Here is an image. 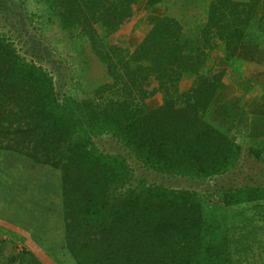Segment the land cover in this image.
Listing matches in <instances>:
<instances>
[{
	"label": "trees",
	"instance_id": "1",
	"mask_svg": "<svg viewBox=\"0 0 264 264\" xmlns=\"http://www.w3.org/2000/svg\"><path fill=\"white\" fill-rule=\"evenodd\" d=\"M46 1L109 79L89 98L60 95L44 55L34 48L30 58L21 54L0 31V149L60 170L64 247L76 264H208L222 236L213 223L236 210L243 219L250 208L261 216L264 187L215 190L214 209L195 188L136 176L125 155L101 150L97 139L110 136L165 178L204 182L234 169L244 146L209 117L223 73L208 77L200 67L225 32L250 24L255 5L212 0L194 36L163 15L130 49L116 33L134 20L138 0ZM187 73L195 78L183 91ZM221 204L224 214L216 211ZM0 264L44 263L14 249Z\"/></svg>",
	"mask_w": 264,
	"mask_h": 264
},
{
	"label": "crops",
	"instance_id": "2",
	"mask_svg": "<svg viewBox=\"0 0 264 264\" xmlns=\"http://www.w3.org/2000/svg\"><path fill=\"white\" fill-rule=\"evenodd\" d=\"M211 1L138 0L134 20L116 34L132 49L163 15H169L180 21L186 35L194 36L208 18ZM238 1L255 5L253 20L246 27L231 28L206 50L200 72L208 77L223 73L209 110L212 123L252 145L264 140V0ZM194 78L185 74L181 90L189 89ZM64 235L60 170L0 149V242L18 245L39 260L59 261L72 258L69 253L53 257V245L62 250Z\"/></svg>",
	"mask_w": 264,
	"mask_h": 264
},
{
	"label": "rangeland",
	"instance_id": "3",
	"mask_svg": "<svg viewBox=\"0 0 264 264\" xmlns=\"http://www.w3.org/2000/svg\"><path fill=\"white\" fill-rule=\"evenodd\" d=\"M48 6L46 0H0V31L12 37L21 54L30 58L34 48L39 55H44L43 64L54 77L60 95L71 93L79 99L89 98L94 89L107 81L109 76L90 46L86 42L77 44L69 37L61 28L58 17L49 15ZM97 142L103 151L125 155L136 176L171 187L184 185L195 188L214 209L218 204L210 195L215 190L247 185L264 187V140L252 145L242 143L245 150L238 165L229 172L204 182H189L183 178L157 175L135 161L133 156L122 149V145L108 135L98 138ZM258 154L261 157H256ZM219 207L222 209L216 211L224 214L225 207L222 204ZM261 212L262 215L259 216L257 211L250 208L245 219L238 210L228 218L221 215L220 221L213 225L215 231L222 233V236L214 245L215 251L207 253L208 264H216L218 259H228L229 264H264V212ZM64 245L62 250L61 245H53V250L56 248L54 258L70 254ZM14 249L17 253L21 251L18 245L0 242V260L7 261ZM57 249L61 251L60 254ZM41 261L44 264H76L73 256L59 261Z\"/></svg>",
	"mask_w": 264,
	"mask_h": 264
}]
</instances>
